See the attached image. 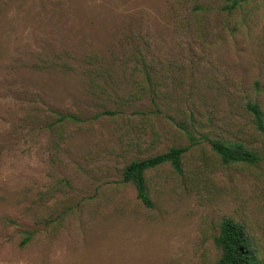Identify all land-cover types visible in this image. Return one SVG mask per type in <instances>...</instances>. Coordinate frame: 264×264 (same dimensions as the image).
Here are the masks:
<instances>
[{
    "label": "rangeland",
    "instance_id": "374dc122",
    "mask_svg": "<svg viewBox=\"0 0 264 264\" xmlns=\"http://www.w3.org/2000/svg\"><path fill=\"white\" fill-rule=\"evenodd\" d=\"M232 5L0 0V264H216L227 219L264 264V0ZM174 146L148 208L123 171Z\"/></svg>",
    "mask_w": 264,
    "mask_h": 264
},
{
    "label": "trees",
    "instance_id": "16d2710c",
    "mask_svg": "<svg viewBox=\"0 0 264 264\" xmlns=\"http://www.w3.org/2000/svg\"><path fill=\"white\" fill-rule=\"evenodd\" d=\"M247 1L249 0H233L232 8ZM248 109L254 115L257 127L264 132V116L259 106L249 103ZM212 143L214 152L225 165L239 163L254 165L260 160L254 151L242 143H225L221 141H213ZM186 152V148L174 146L166 153L147 159L133 160L123 171V182L131 184L142 204L151 208L153 203L147 181L148 171L170 164L176 172L182 173L183 158ZM27 239L23 244L26 243ZM214 242L220 252L216 264H260L253 237L246 226L241 223L232 219L222 221L214 237Z\"/></svg>",
    "mask_w": 264,
    "mask_h": 264
}]
</instances>
